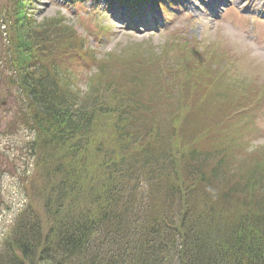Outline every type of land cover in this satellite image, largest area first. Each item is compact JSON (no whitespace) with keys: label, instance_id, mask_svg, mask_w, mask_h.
<instances>
[{"label":"trees","instance_id":"16d2710c","mask_svg":"<svg viewBox=\"0 0 264 264\" xmlns=\"http://www.w3.org/2000/svg\"><path fill=\"white\" fill-rule=\"evenodd\" d=\"M29 1L0 13V94L34 160L0 264H264V165L193 112L176 122L196 51L154 72L84 52L88 64L70 30L26 16ZM77 56L97 70L84 93ZM101 123L120 145L94 142Z\"/></svg>","mask_w":264,"mask_h":264},{"label":"rangeland","instance_id":"374dc122","mask_svg":"<svg viewBox=\"0 0 264 264\" xmlns=\"http://www.w3.org/2000/svg\"><path fill=\"white\" fill-rule=\"evenodd\" d=\"M11 2L14 0H0V13L9 12ZM165 2H159L155 7L149 4L148 9L139 15L125 14L105 0H30L25 11L35 24L59 22L67 32L70 30L83 49L80 53L83 59L84 52L97 61H107L106 56L112 55L116 62L123 63L130 59L140 70L154 72L156 67L174 62L173 57L179 61L186 57V63L189 64L196 51L202 67L195 73L191 84L179 89L180 97L177 96L171 103L178 114L176 122L180 125L183 117L193 112L199 122H203L210 130H216L222 140H235L241 159L252 160L247 165H264L262 43L252 42L251 36L246 34L244 20H237L230 8L226 9L223 19L212 21L200 17L197 12L200 8L195 0H179L182 9L179 6L172 8L171 0ZM143 23H146V27L141 25ZM3 29L0 28L1 31ZM1 37L0 49L5 44V35ZM76 58L87 66L83 72H75V90L84 93L88 81L95 80L97 70L89 67L90 62L86 59L88 64L80 57ZM133 69L138 68L135 66ZM0 87L10 91L6 85ZM11 106V98L2 92L0 240L6 237V226L23 204L22 187L31 176L34 161L27 147L31 137L8 124L13 122L11 116L14 109ZM102 124L100 133L104 135L99 133L94 142L109 140L111 143L114 133L111 135ZM114 138L120 145L118 138Z\"/></svg>","mask_w":264,"mask_h":264},{"label":"bare ground","instance_id":"6f19581e","mask_svg":"<svg viewBox=\"0 0 264 264\" xmlns=\"http://www.w3.org/2000/svg\"><path fill=\"white\" fill-rule=\"evenodd\" d=\"M200 1H202V0H200Z\"/></svg>","mask_w":264,"mask_h":264}]
</instances>
